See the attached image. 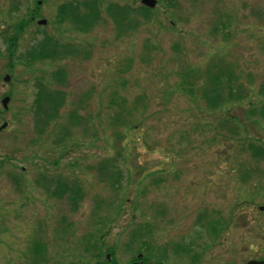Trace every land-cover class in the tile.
I'll use <instances>...</instances> for the list:
<instances>
[{
    "label": "rangeland",
    "instance_id": "rangeland-1",
    "mask_svg": "<svg viewBox=\"0 0 264 264\" xmlns=\"http://www.w3.org/2000/svg\"><path fill=\"white\" fill-rule=\"evenodd\" d=\"M37 1L0 0V264H30L36 244L34 264H94L91 255L107 250L116 264L138 263V255L141 264H190L172 248L192 242L199 264L264 261V160L218 129L225 110H208L176 87L185 67L203 74L220 59L254 102L264 84V0H155L153 8L99 0V22L85 33L57 18L60 5L83 0ZM109 4L142 6L150 21L116 38L103 13ZM44 35L74 53L32 61L27 52ZM8 36H18L11 51ZM40 86L49 103L62 95L60 107L46 105L56 111L35 112ZM245 107L247 99L229 114L244 120ZM121 109L127 114L116 124ZM124 122L132 125L126 132ZM246 124L264 145V122ZM109 159L122 172L116 189L96 171ZM41 175L49 190L59 177L77 184L76 209L66 196L50 197ZM215 213L229 224L211 243L200 223ZM146 226V245L132 240Z\"/></svg>",
    "mask_w": 264,
    "mask_h": 264
},
{
    "label": "trees",
    "instance_id": "trees-1",
    "mask_svg": "<svg viewBox=\"0 0 264 264\" xmlns=\"http://www.w3.org/2000/svg\"><path fill=\"white\" fill-rule=\"evenodd\" d=\"M90 2L88 5L87 1L84 0L81 2L64 3L60 5L57 11L58 22L62 23L66 21L70 26H74V30H79L83 33L88 32L99 22L101 13V5L99 0H90ZM150 12L151 11L142 6L138 8H132L125 4H109L103 10V13L112 20L115 26L116 38L127 35V33L132 31H136L141 25L149 23L151 14ZM34 19H36V17H34ZM32 21L33 20L30 19V22ZM24 23L25 21H19L14 25V29L18 36L21 35V32L24 28ZM220 27L221 28H219V30L226 29V23H221ZM217 29L218 28H214L212 31L215 32ZM18 36H8L10 51L15 48ZM40 41L41 42L37 43L36 45H33L27 52V56L32 59V61L41 60L42 58L55 60L60 55L63 57V54L72 55L74 53L71 45L69 46L68 44H59L50 36L44 35ZM150 48V45L145 46L147 51H149ZM79 52L80 51H78V53ZM212 62H214V64H210L203 74L193 68L185 67L184 70H182V72L178 75V82L176 84L178 91L181 93L183 92L192 100L198 102L201 101L200 103L206 105L208 110H225L226 115L225 117H222L218 129L220 131L226 130L228 137L235 140L238 139L240 144L244 148L246 147L245 150L249 151V155L253 160L259 161L261 158L264 160V145H261L258 140L251 139L246 132V122H252L257 118L264 122V84L259 86L255 101L251 102L250 95L244 91L243 85L239 81L241 78L240 74H235L234 72H231L228 67L221 65L222 62L220 59ZM216 64L217 68H215ZM128 67L129 65L127 64V68ZM59 74L62 73L59 72ZM62 80H64V77H62ZM44 90L46 89L42 88L41 86L38 87L37 93L34 97V106L35 112L38 109L41 111V113L48 114L49 109L46 108V105L48 106L51 104L52 106L57 107L62 103L63 97L62 95L55 97L53 102L49 103L48 99H45L44 97V95H47ZM245 99H247V107H245L243 110L244 120L234 115H230V108L234 105L243 103ZM57 109L49 111L54 112ZM126 114L127 113L124 114V109H121L120 114H116V124L120 115L123 117ZM75 119H78V117L74 114V116H71V120ZM124 120L126 121V119ZM123 124H125L124 126L128 125V127L125 128V132L129 129V127H132V125L129 123L124 122ZM219 130L218 134L220 133ZM96 171L98 173V177L102 179L101 182L106 181L112 189L118 188L117 185L119 179H121L122 172L118 169V166L115 165L114 160H105L102 162V164H99V166L96 168ZM40 181L45 183L44 188L50 197L61 199L63 196H66V201H69L68 204L73 210L76 209L79 201L78 199L80 198V190L77 187V184H70L66 181H62V179L59 177L51 182L54 184V188L53 190H49V187H47V178L41 175ZM106 206L109 207V205ZM215 214H219L218 218L206 219L211 218V216L204 215L203 220L201 219L202 222L200 223V226L204 227L206 233L211 235V243H214L215 240L219 239L222 231L225 230L229 224V221L224 220L220 213ZM139 230H141L139 227L136 230H133L131 233V238L132 240L139 239L143 244L146 245V240L151 238V230L147 226L144 230H142L144 231L143 233H141ZM194 246L195 244L192 242L191 245L184 246L178 252L177 245L176 247L172 248V254L179 258L185 257L186 259H189L188 262L190 264H199L202 257V251H200V253H193L192 249ZM205 247H203V249H206ZM41 248L42 246L40 249H38L37 244L33 246V250L30 251V264H32L36 258H41ZM92 248H94V250L97 249L95 248V245H92ZM146 249L147 251L150 250L149 247ZM107 254L110 255V260H107ZM91 258L96 259L94 264H116L113 259L112 250H107L104 256H102L100 251H97V253L91 255ZM145 260L146 259L142 261L144 262Z\"/></svg>",
    "mask_w": 264,
    "mask_h": 264
},
{
    "label": "water",
    "instance_id": "water-1",
    "mask_svg": "<svg viewBox=\"0 0 264 264\" xmlns=\"http://www.w3.org/2000/svg\"><path fill=\"white\" fill-rule=\"evenodd\" d=\"M41 1L42 0H39L37 2V5H40ZM140 3H141V5H143V6L147 7V8H153L155 6V0H141ZM37 24L43 26V25L46 24V21L45 20H39ZM9 80H10V76L9 75H5L3 77V82L7 83ZM8 102H9V98L8 97H4L2 99L1 106H2L3 110L7 109ZM5 126H6V124H3L0 129L5 128ZM140 257H141V255L138 256V258H140ZM107 259H109V255H107ZM245 264H264V261L250 260V261L246 262Z\"/></svg>",
    "mask_w": 264,
    "mask_h": 264
},
{
    "label": "flooded vegetation",
    "instance_id": "flooded-vegetation-1",
    "mask_svg": "<svg viewBox=\"0 0 264 264\" xmlns=\"http://www.w3.org/2000/svg\"><path fill=\"white\" fill-rule=\"evenodd\" d=\"M70 3H72V1H71ZM34 17H35V15H33V16L31 17V19L34 20ZM133 264H137V262H135V263H133Z\"/></svg>",
    "mask_w": 264,
    "mask_h": 264
}]
</instances>
